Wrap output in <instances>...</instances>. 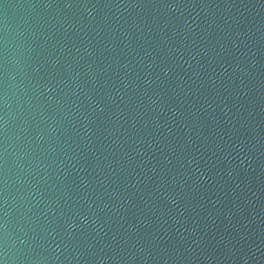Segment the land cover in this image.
Masks as SVG:
<instances>
[{"label":"water","instance_id":"1","mask_svg":"<svg viewBox=\"0 0 264 264\" xmlns=\"http://www.w3.org/2000/svg\"><path fill=\"white\" fill-rule=\"evenodd\" d=\"M0 264H264V0H0Z\"/></svg>","mask_w":264,"mask_h":264}]
</instances>
